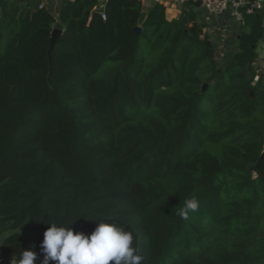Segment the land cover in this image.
I'll return each instance as SVG.
<instances>
[{"label":"trees","instance_id":"trees-1","mask_svg":"<svg viewBox=\"0 0 264 264\" xmlns=\"http://www.w3.org/2000/svg\"><path fill=\"white\" fill-rule=\"evenodd\" d=\"M8 1L0 0L6 264L24 249L42 264L51 225L37 220L74 221L90 234L104 218L133 233L143 264H264L261 13H245L224 63L196 2L170 20L162 2L145 12L143 0H63L56 17ZM193 197L199 208L183 220Z\"/></svg>","mask_w":264,"mask_h":264},{"label":"clouds","instance_id":"clouds-1","mask_svg":"<svg viewBox=\"0 0 264 264\" xmlns=\"http://www.w3.org/2000/svg\"><path fill=\"white\" fill-rule=\"evenodd\" d=\"M199 208L193 197L185 199L178 215L187 220ZM96 227L90 234L77 232L72 224L37 220L50 223L41 243L42 264H143L144 256L134 245L133 233L116 221L94 219ZM37 253L24 249L12 264H36Z\"/></svg>","mask_w":264,"mask_h":264},{"label":"crops","instance_id":"crops-1","mask_svg":"<svg viewBox=\"0 0 264 264\" xmlns=\"http://www.w3.org/2000/svg\"><path fill=\"white\" fill-rule=\"evenodd\" d=\"M263 1L264 4V0ZM8 6L13 9L14 7H21L24 9L26 5H30L33 10H36L40 4L45 5L56 17L59 15L60 7L63 0H9ZM156 2H162L166 5L167 18L177 19L180 17L183 9V4L177 0H143L144 11L147 12L150 7ZM105 4L101 2L99 6L102 8ZM194 11L197 15V22L202 25L203 31L207 32L217 49V56L224 63L232 60V50L236 49L237 36L244 29V25L235 22L233 19L228 18V15H217L205 12L200 6H195ZM264 18V7L258 11ZM59 22V19H58ZM55 29H63L58 26ZM259 56L255 61V66L259 72L264 71V39L259 42L258 46Z\"/></svg>","mask_w":264,"mask_h":264},{"label":"built area","instance_id":"built-area-1","mask_svg":"<svg viewBox=\"0 0 264 264\" xmlns=\"http://www.w3.org/2000/svg\"><path fill=\"white\" fill-rule=\"evenodd\" d=\"M74 1V0H72ZM104 0H99L103 3ZM181 3L188 1L199 3V6L207 13H213L217 15H228V18L233 19L235 22L244 25L245 13L251 14L256 11H261L264 7L261 0H177ZM165 4V3H164ZM40 4L39 7H42ZM103 6V4H102ZM105 18V13H102ZM2 239L0 237V264H6V259L1 252ZM14 261V260H13ZM12 260L10 261V263ZM9 263V264H10Z\"/></svg>","mask_w":264,"mask_h":264},{"label":"water","instance_id":"water-1","mask_svg":"<svg viewBox=\"0 0 264 264\" xmlns=\"http://www.w3.org/2000/svg\"><path fill=\"white\" fill-rule=\"evenodd\" d=\"M136 33H139L141 31L140 27H136L135 28ZM61 30L60 29H54L52 32V44H54L57 40V38L60 36L61 34Z\"/></svg>","mask_w":264,"mask_h":264},{"label":"rangeland","instance_id":"rangeland-1","mask_svg":"<svg viewBox=\"0 0 264 264\" xmlns=\"http://www.w3.org/2000/svg\"><path fill=\"white\" fill-rule=\"evenodd\" d=\"M8 264H9V263H8ZM10 264H12V262H11Z\"/></svg>","mask_w":264,"mask_h":264}]
</instances>
